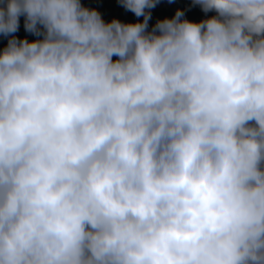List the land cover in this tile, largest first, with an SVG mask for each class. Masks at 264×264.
I'll use <instances>...</instances> for the list:
<instances>
[{
	"label": "clouds",
	"instance_id": "obj_1",
	"mask_svg": "<svg viewBox=\"0 0 264 264\" xmlns=\"http://www.w3.org/2000/svg\"><path fill=\"white\" fill-rule=\"evenodd\" d=\"M117 2L0 0V264H264V0Z\"/></svg>",
	"mask_w": 264,
	"mask_h": 264
},
{
	"label": "trees",
	"instance_id": "obj_2",
	"mask_svg": "<svg viewBox=\"0 0 264 264\" xmlns=\"http://www.w3.org/2000/svg\"><path fill=\"white\" fill-rule=\"evenodd\" d=\"M81 3L85 7L93 8L94 0H81ZM177 9L184 10L185 11L184 18L192 22H199L200 20L210 17L211 15L214 14V13H208L206 17V15L200 10L198 6L193 7L179 0H174L173 3H169L168 0H166V4L164 6L162 7L156 6L154 9L151 10L152 18L160 13H163L165 18L170 19L174 16ZM125 12L132 18L133 23L143 20V17L137 18L130 11H125ZM23 24H24V18L21 17L19 30L14 35H16L20 39L27 38L30 42L37 39V37L25 32ZM6 44H7V38H5L2 34H0V51H2V49L6 46Z\"/></svg>",
	"mask_w": 264,
	"mask_h": 264
},
{
	"label": "rangeland",
	"instance_id": "obj_3",
	"mask_svg": "<svg viewBox=\"0 0 264 264\" xmlns=\"http://www.w3.org/2000/svg\"><path fill=\"white\" fill-rule=\"evenodd\" d=\"M191 5V0H179ZM166 4V0H161L157 6L162 7ZM192 6V5H191ZM93 8L99 11L105 22L112 19H118L124 23H133L132 18L125 12L126 10L117 2V0H94ZM165 19L164 14L160 13L149 21V30L157 20Z\"/></svg>",
	"mask_w": 264,
	"mask_h": 264
}]
</instances>
